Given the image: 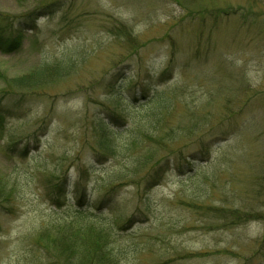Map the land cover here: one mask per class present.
<instances>
[{
	"label": "rangeland",
	"instance_id": "374dc122",
	"mask_svg": "<svg viewBox=\"0 0 264 264\" xmlns=\"http://www.w3.org/2000/svg\"><path fill=\"white\" fill-rule=\"evenodd\" d=\"M0 30L21 42L0 54V264H63L45 239L67 225L104 231L117 264L264 255V0H0ZM157 90L170 146L144 192Z\"/></svg>",
	"mask_w": 264,
	"mask_h": 264
},
{
	"label": "trees",
	"instance_id": "16d2710c",
	"mask_svg": "<svg viewBox=\"0 0 264 264\" xmlns=\"http://www.w3.org/2000/svg\"><path fill=\"white\" fill-rule=\"evenodd\" d=\"M53 3L43 5L40 10H45L49 8ZM225 14H228V12H225ZM33 19H37L36 16H31ZM21 33V30L18 29L16 31V34ZM21 46V42L19 40L18 36H10L5 37L2 34V31L0 30V54H12L15 53L17 50H19ZM64 67H66L64 65ZM41 73H32L31 75L23 78H16L12 80L14 86H32V85H40L43 84L41 81V74L42 72H46L47 75H44L48 79L52 74L53 76H58L61 74L62 71L60 67H45L41 68ZM51 69H54L52 71ZM49 73V74H48ZM52 76V77H53ZM47 80V79H46ZM45 80V81H46ZM41 82V83H40ZM142 99L144 100V103L142 106H147L148 110L150 109V113L152 116H157L156 119L147 121L146 125L144 127H147V130L145 131L144 135H142L144 138H146L149 141V152L152 155V159L154 160V164L149 166V168L145 171V176H149V179L147 180V185L145 186L144 192L150 190L154 184H152V181L157 182V175L160 173V166L162 165V162L164 161V158H154V152L155 148H167L170 146V144L165 142L164 137H160L158 134L157 137L152 136L153 133H151L152 128H155V122L157 121L158 117L160 116L159 112L162 110H169L172 106V101L167 100V98L163 95L160 91H155L152 95H147V93H142ZM150 117V116H149ZM220 125V124H218ZM220 128V127H217ZM186 133L189 134L192 131L197 130L196 124L193 126H190L188 128H185ZM158 130V128H157ZM179 132L183 131L178 129ZM173 138V137H172ZM175 138V137H174ZM141 140V141H140ZM138 142L142 143V139H133L127 144L124 151L130 152L132 151V148L136 147L138 145ZM209 146V144H208ZM108 151H114L115 153H119L117 149H112L110 146L104 147ZM200 155L207 156L209 151L208 150H199L198 151ZM112 153V152H111ZM141 157H138L136 159H140ZM143 160V159H141ZM146 161V159H144ZM166 164L161 166V172H164L166 170L165 167ZM155 178V180H152L151 178ZM115 188V187H114ZM113 187L110 188V191L114 189ZM79 203V202H78ZM80 213V212H79ZM220 214L223 216V218H226L228 220V223L238 224L245 222L244 216L242 213H239V210L237 209H231L227 211H221ZM90 227L86 226H78L75 228H72L71 225H67L63 227L61 230H57L59 232L61 238V242L59 240H56V234L52 235L51 238L45 239L46 243L50 244V249L57 252L59 257L62 259L63 264H117V258H114L113 252L111 249L107 246V236L104 231L101 230H90ZM78 250V253L76 251ZM246 264H264V255L260 256V258H256L255 262H249L248 260L245 262ZM244 263V264H245Z\"/></svg>",
	"mask_w": 264,
	"mask_h": 264
}]
</instances>
